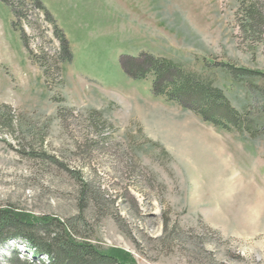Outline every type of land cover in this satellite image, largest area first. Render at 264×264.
<instances>
[{"label":"rangeland","instance_id":"374dc122","mask_svg":"<svg viewBox=\"0 0 264 264\" xmlns=\"http://www.w3.org/2000/svg\"><path fill=\"white\" fill-rule=\"evenodd\" d=\"M146 58L251 132L157 94ZM0 210L121 263L264 264V0H0ZM14 240L0 264L30 262Z\"/></svg>","mask_w":264,"mask_h":264},{"label":"trees","instance_id":"16d2710c","mask_svg":"<svg viewBox=\"0 0 264 264\" xmlns=\"http://www.w3.org/2000/svg\"><path fill=\"white\" fill-rule=\"evenodd\" d=\"M6 3L9 4V2ZM130 68V74H134L136 78L153 74L155 77L154 90L157 94L166 95L170 102L175 101L186 109L203 115L213 125L225 130L236 128L239 131H244L248 127L250 131L251 126L246 118L241 117L239 112L228 105L221 91L213 89L208 83L201 82L195 77L184 74L173 64L146 58L140 61L139 66L131 65ZM253 74L255 73L248 71L238 72L241 77ZM56 221L57 226L62 228L61 235L51 231L54 220L49 221L44 218L33 225L34 223L16 219L10 212L0 210V246L10 239H20L28 243L31 246L29 252H33L31 263L27 264H127L121 263L115 255L103 256L90 244L76 243L74 237L66 231L67 226ZM10 226L16 228H12L11 232L4 236L2 228ZM41 256L48 259V263L39 261L38 257ZM6 263L21 264V260L16 254L15 258Z\"/></svg>","mask_w":264,"mask_h":264},{"label":"bare ground","instance_id":"6f19581e","mask_svg":"<svg viewBox=\"0 0 264 264\" xmlns=\"http://www.w3.org/2000/svg\"><path fill=\"white\" fill-rule=\"evenodd\" d=\"M204 145V144H203ZM202 147V146H201ZM205 152V151H204Z\"/></svg>","mask_w":264,"mask_h":264}]
</instances>
